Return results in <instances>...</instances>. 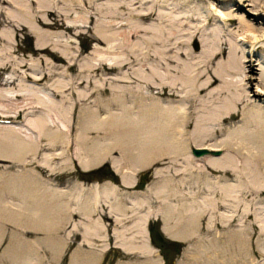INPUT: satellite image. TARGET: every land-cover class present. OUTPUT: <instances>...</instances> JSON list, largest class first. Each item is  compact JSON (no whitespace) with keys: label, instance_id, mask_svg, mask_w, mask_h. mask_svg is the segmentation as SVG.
Here are the masks:
<instances>
[{"label":"bare ground","instance_id":"obj_1","mask_svg":"<svg viewBox=\"0 0 264 264\" xmlns=\"http://www.w3.org/2000/svg\"><path fill=\"white\" fill-rule=\"evenodd\" d=\"M57 1L0 0L13 10L8 12L0 6V25L12 27V34L26 30L34 36L37 47L32 54L50 70L43 77L25 74L23 68L33 71L34 61L10 64L15 49L0 48V69L11 67L0 77V241L10 226V243L17 239L29 248L36 237L28 236L36 231L47 234L59 212L70 214L73 210L71 217L77 212L90 220L91 206L102 202L116 223L123 224L122 231L113 229L116 248L127 253H156L149 244L147 223L157 213H153L147 198L128 195L124 199L112 183L102 187L97 184L87 189L92 194L85 196L86 189L73 192L45 183L40 174L54 172L55 162L63 166L76 162L81 170H88L108 161L122 185L133 187V179L141 170L160 164L161 168H153L152 175L165 177L164 184L156 189V199L164 207L156 216L163 223L161 231L166 237L186 242L195 237L199 240L205 230L214 231L213 246H201L194 253L197 264H264V109L245 108L250 104L243 90L229 96V83L222 80V73L212 74L209 68L227 49L235 56L238 48L218 37V26L249 45L252 57L257 50L264 51V0H199L202 12L199 8L200 14L193 17L196 24L190 23L189 16L160 13L159 9H181L178 4L173 7L171 0H137L119 6L130 12L128 20L124 24H102L94 33L107 52L119 49L123 57L112 62L102 59L100 65L80 64L76 79L46 83L42 81L46 76L56 75L49 58L67 60L69 69L77 56L59 52L61 41L53 40L64 36L63 29L79 27L65 21L68 15L54 7ZM194 3L181 0L180 4ZM134 5H140L141 10H135ZM218 5L224 9L228 5V12ZM122 27L123 39L119 41L118 31L112 29ZM168 28L173 30L169 35ZM185 28L191 30L188 40L178 41L176 37ZM12 34L3 29L0 40L10 46ZM142 34L149 36L148 51L139 50L133 42ZM195 37L204 56L196 69L181 61L183 56L194 55L188 41ZM182 45L187 49L180 52ZM211 45L213 49H209ZM250 68L255 69L253 65ZM253 95L264 98V78ZM239 114L243 127L231 126ZM192 148L221 154L195 156ZM175 181L179 188L170 185ZM172 197L184 202L174 205ZM127 213L134 217L128 227L127 219L123 222ZM175 214L179 220L172 222ZM98 219L91 220L99 226L102 221ZM221 228L228 232H220ZM254 237L257 249L250 245ZM14 249L11 246L9 250ZM24 253L15 258L17 261L10 259L11 264H34L29 252ZM257 253L261 259L255 256Z\"/></svg>","mask_w":264,"mask_h":264},{"label":"rangeland","instance_id":"obj_2","mask_svg":"<svg viewBox=\"0 0 264 264\" xmlns=\"http://www.w3.org/2000/svg\"><path fill=\"white\" fill-rule=\"evenodd\" d=\"M39 1H43V0H39ZM79 1L80 0H58L56 2L57 4L56 3L54 4V7L57 10H59L63 14L68 15L67 16L68 19L66 18L65 21H68V23H71V24L75 23L79 25V27H76L77 29H72L71 31H67L65 29L61 30L62 31L61 34H63L64 36L63 37L59 36V37H62V38H59V37H58L59 39H56L57 37L53 38V40L61 41L60 44L62 46L59 47L60 49L58 50L59 52L62 51L67 55L70 53H71L70 55L72 54L77 55L75 56L73 60V63H75V65L74 67L67 69L68 68L67 60L52 61L51 58L48 57L49 64L50 63L53 64L56 68L54 71L56 72V75L53 76L52 78L46 76L42 80L43 82L48 83L49 80H55V79L70 81L74 78L76 79V77L79 76V70L77 67L78 65L80 66V64L85 65L87 63L88 64L95 63L97 65H100L98 63L101 62L102 59H104V61L106 62H109V61L112 62L118 58L121 59L123 57L119 49H114L110 51V53L107 52L106 46L104 45L102 41L96 38L94 31H95V28L99 27L102 24L109 23V22L124 24L125 21L128 20V18L130 17V12L128 11V9H125L124 7L120 9L119 6L126 5V4L130 5L131 2H134L137 0H91V1L89 0V2L88 0H81V2ZM144 1H148V0H144ZM192 1H195L196 3L182 6L180 4L181 0H171L170 3L173 4V7H175L176 4H178V6L181 7V9L179 11H177L176 8L173 10L159 9V12L167 14L168 16L169 15L177 16L178 14L181 17L189 16L188 20L191 21L190 23L196 24V19L193 17L200 14L199 8H200V12H202L201 11L202 4L199 3V0H192ZM0 6L3 9L6 8L8 12L13 11L10 8V5L0 4ZM218 6L222 8L223 10L229 7L228 5L227 6L225 5L226 7L224 9V6H220V5ZM133 8H135V10L137 8H139L138 10H141L140 5H134ZM167 8H170V7H167ZM225 12H228L227 9L225 10ZM236 24H237L236 25L237 27H240L238 21H236ZM8 28H11V29H8ZM3 29L12 34V31H11L13 29L12 27L8 25H0V31H3ZM21 31H17L16 34L11 35V38L13 40L12 39L10 40V42L12 41L11 43H9L10 46L8 45V43H5L3 40H0L1 41L0 48L10 49V50L15 49L14 52L12 51L11 53L13 56V59L12 61L10 60L9 62L10 64L12 62L20 63L22 61H26V62L31 63L32 61H34V64H36L33 69L34 73H32L33 71H28L27 70L28 68L26 66L23 68L25 69L23 73L36 75L37 77H43L42 76L43 73L44 74L46 72L49 73L50 70L47 68V64L43 62H38V59H39L38 56H33L32 54V50L35 47H37L36 45L37 40L34 36L30 35L26 30H21ZM50 31L54 32L55 30L52 29ZM112 31H118L116 35L119 41L123 39L122 37L123 36L122 34H124L123 27L114 28L112 29ZM172 31L173 30H171V28H168L166 30V34L169 35ZM182 31L183 32H181L180 36H177L176 38H179L178 41L183 42V41L188 40L189 37L187 34H189L191 30L185 28V30L182 29ZM215 32L219 38L221 37L222 40L228 41L231 44L237 45L238 48H236L237 51H235V56L232 54L233 55L232 57V55L229 54V50L227 49L222 56L218 57L217 59L213 61V63L209 64L210 66L209 68L211 69L212 74H214V72L216 71L217 72L219 71V73L220 72L222 73L221 74L222 80H224V82L229 83V86H228L229 91H230L229 96L232 93L235 94V93H238L240 90H243L242 92L246 94V96L249 99L248 102L250 104L248 105V107H245V108L252 109L254 107H257L260 109H264V98L262 96L257 97L256 95H253V93H255V91L258 90L259 82L264 78V64H263L264 62L261 60V59H264V51L261 49L257 50L256 51L257 53H255L256 55L255 54L253 55L254 57L253 58L249 53V45L240 42L239 38L236 37L237 35H234L235 37H233V35L230 33H227V31L221 30L219 26L216 27ZM119 33L121 34V36ZM148 38H149L148 35L142 34L140 35L138 39H133V42L135 41L134 44L137 46L136 48H139V50H144V51L150 50L146 42ZM188 45H190L188 47L194 51L193 53L194 55L183 56L181 58L182 59L181 61L184 65L194 67L196 69L197 66L201 64V62L204 60V56L201 53L202 46L199 43L198 37L189 39ZM95 48L97 49L94 50ZM213 48H214L213 45L209 46V49H213ZM186 49L187 47H185L184 45L180 46V52H183ZM228 55L231 58H228ZM227 58L231 60L233 59V60L228 61ZM5 60L6 59L3 58V61ZM241 62H243L244 67H241ZM226 63L228 65H226ZM251 65H253L255 68L253 71L250 68ZM223 66L226 68L228 66V68L225 69L223 68ZM10 69L11 67L0 69V77L3 76L5 73L7 74L8 71H10ZM113 71L114 73H116L117 70H113ZM97 78L99 79V77H96L95 79ZM82 85L83 84H81L80 86ZM105 96L107 95L105 94ZM76 115L78 116L77 110L75 111V117ZM241 118H242L241 114H239L238 117H236L234 120L230 122L231 126L243 127L244 121H242ZM90 135L92 136L93 134H90ZM53 165H54L53 166L54 172L45 171L43 175L40 174L42 176L41 179H43L42 180L43 182L45 183L50 182V183H55L61 186H65L68 189L70 188L71 190L73 189L72 190L73 192L77 191V188H81V190L82 189L87 190V189L94 187L97 184L100 185V187H102L103 184L112 183L116 186L115 187L116 191L119 192L124 197V199L126 197H129L128 195H131L132 198L134 197V195H137L134 198H137L138 196L142 199L147 198L146 200L148 201L149 206L151 207L153 213L158 214L164 208L163 202H160L159 200L156 199L158 197L156 194L157 193L156 189L159 186L164 184L162 181L165 177L161 176L157 179V178H154L152 175L153 168H161L160 164H155V165L152 164V166H148L144 168L143 170H141L137 174V176L133 179L134 180L133 187H126L122 185L121 178L119 177V175H117L114 172L111 162H108V161H103L102 163L97 164L88 170H81L79 166L76 164V162H73L67 166L65 165L63 166L61 165V163L59 164V162L57 163L55 162ZM36 167L38 168L41 166H36ZM148 171H151L149 180L144 183H140L139 182L140 174L142 172H148ZM51 173L53 174L51 175ZM170 185L172 187L176 186L179 188V186H177L178 183H176V181L171 182ZM85 193L86 195L83 194L85 196L92 194V192L91 194H89L90 193L89 190L85 191ZM170 200L173 202L174 205L179 204L181 201V200L174 199L173 197L170 198ZM181 202H184V200ZM72 203L74 204L75 202L72 201ZM91 210H92V213L90 212V216L92 217H90V220L88 218H83V216L77 213L76 211L75 212L78 215L71 217L70 214L74 213V211L73 210L71 211V209H70L71 211L70 214L67 211L65 212L61 211L58 214L54 213V215L56 214L55 217L58 219V221L56 220V218L54 219L55 224L52 223L51 229L47 234H44L41 231H36L35 233L32 234V236H28V238L36 237L35 238L36 242L32 244L35 246L31 245L29 246V248L27 244L25 243L23 244V242L18 241L17 239L11 241L10 243V240L12 239H10L8 231L11 230V227L10 226L7 227L8 228L7 233L5 234L4 238L0 241V256H1L0 264H4V263L11 264L13 263L12 261L14 260L17 261V259L24 252L26 253L29 252L28 253V255H30L29 258L34 262V264H73V263L74 264H197L196 260L193 259L194 253L198 251L201 246L205 248L206 247L209 248L213 246L212 245L213 238L215 236L214 231L209 232L205 230L203 234L200 235L201 237L199 236V240L196 239L195 237V238H191L187 240L186 242L185 241L183 242L180 240H174V239H170L166 237L161 231L163 223L161 219L159 218V216H156L157 215L156 214L155 215L156 218L150 217L147 223V232L150 237L149 244L152 245L154 248H156L158 253L157 252L153 253V252H148V251L127 253L115 247L116 238H115L114 231L115 229L122 231L123 229H121L122 227L121 225L123 224L116 223L114 218L111 215H109L107 207L103 205L102 202H99L98 204L91 206ZM67 213L69 214V216ZM92 218H93V221H96V219L99 218L100 221H102L100 222L102 225L99 224L98 226L95 222L91 220ZM133 218H134L133 216H130V213H127L126 218H124L123 220V222H125L127 219V221L125 222L126 224H129L127 225V227L130 226L129 222ZM262 219H264L263 215H262ZM59 220L60 221L62 220V221L60 222ZM171 220L172 222H177L179 218L175 214ZM56 223H58L59 225L57 226ZM94 223L96 224V226L94 225ZM91 225L93 227V230H95L96 232L92 231ZM89 227H91L90 228L91 230H88ZM68 231L70 232V234ZM219 231L222 233L228 232L227 229H223V228L219 229ZM126 233H128V231H126ZM92 234L93 235L95 234L96 237L95 235H94L95 238L89 237V236H93ZM97 234H100V235L97 236ZM47 235L49 237L51 236L52 238L51 237L49 238ZM82 236L84 239L82 238ZM47 238L49 240H47ZM151 238H154L155 244H151V241H150ZM97 239H101L102 241H105L106 243L105 242L100 243L96 241ZM255 240H256L255 237L251 239L250 245H252L253 248L257 249V246L254 244ZM86 241L88 245L86 244ZM19 242H20V245L17 244ZM105 244L106 246L108 245L107 249H103L105 248L104 247ZM10 245L12 246V250L14 249V246L16 245L14 251L10 252L11 250ZM17 248L18 249L20 248V250H18ZM32 248H34V251L32 250ZM22 249H23V252H22ZM26 249L28 250V252ZM16 252L18 254V257L12 258L13 256H17ZM10 253H11V256H10ZM12 253L14 254L12 255ZM188 253H190V258H186V254ZM255 256H257L258 259H261L259 253H257Z\"/></svg>","mask_w":264,"mask_h":264},{"label":"water","instance_id":"obj_3","mask_svg":"<svg viewBox=\"0 0 264 264\" xmlns=\"http://www.w3.org/2000/svg\"><path fill=\"white\" fill-rule=\"evenodd\" d=\"M191 152L195 156H201V155H205V154H215V155L221 154V151H214L213 152V151H209L207 149H198V148H192ZM150 174H151V171L142 172L139 176V182L144 183V182L148 181Z\"/></svg>","mask_w":264,"mask_h":264},{"label":"trees","instance_id":"obj_4","mask_svg":"<svg viewBox=\"0 0 264 264\" xmlns=\"http://www.w3.org/2000/svg\"><path fill=\"white\" fill-rule=\"evenodd\" d=\"M151 242H152L153 244H155L154 238H151Z\"/></svg>","mask_w":264,"mask_h":264}]
</instances>
